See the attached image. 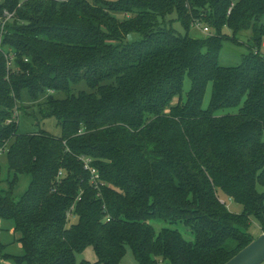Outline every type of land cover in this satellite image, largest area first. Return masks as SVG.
<instances>
[{
  "label": "trees",
  "instance_id": "obj_1",
  "mask_svg": "<svg viewBox=\"0 0 264 264\" xmlns=\"http://www.w3.org/2000/svg\"><path fill=\"white\" fill-rule=\"evenodd\" d=\"M4 11L0 150L13 178L0 220L20 252L0 244V264H77L89 248L95 262L79 264H120L126 248L138 264H224L254 239L251 218L264 232V0H2ZM194 22L210 35L190 37ZM247 31L239 64L220 65L224 42ZM23 91L47 95L59 137L18 133ZM17 175L30 177L18 200Z\"/></svg>",
  "mask_w": 264,
  "mask_h": 264
},
{
  "label": "rangeland",
  "instance_id": "obj_2",
  "mask_svg": "<svg viewBox=\"0 0 264 264\" xmlns=\"http://www.w3.org/2000/svg\"><path fill=\"white\" fill-rule=\"evenodd\" d=\"M2 0H0V3ZM120 19H125L128 17V15H116ZM172 20L175 19V15H171L170 17ZM199 23V22H198ZM262 23H264V17L262 18ZM173 28L176 29L179 33L182 35L185 34L182 26L179 22L173 23ZM204 26L201 25V28L193 27L189 31V36L195 39H203L210 35V31L203 32L202 28ZM227 34L228 37H231L229 31L225 30L224 32ZM250 32H243L237 39V43L235 44L233 42H224L222 50L220 52L219 56V63L222 66H235L238 65L241 57L243 54H246L248 52L249 48V38H250ZM137 36H128L129 41H133ZM85 85L81 84L77 86L76 88H73V92L76 93L79 90L84 89ZM190 89V81L187 77L183 80V97H185L186 93ZM48 94H52V92H48ZM211 94V85L209 84L206 88V92L203 99V107L208 106L209 98ZM46 96L40 97L38 100L32 101L27 95L26 91H23L22 93V104H17V107L23 108L22 111H16L15 113V120L18 124V133L20 134H26V133H37L39 131H44L48 133L49 135L53 137H59L61 135V130L58 125V120L54 117H48V111L46 107H44V103L46 100ZM53 96L55 98H63L64 94H58L53 93ZM40 108V109H39ZM41 111V112H40ZM236 110L230 109V110H224L221 112V115L228 114V113H234ZM43 117H42V116ZM0 154V192L3 193L8 188L9 180L13 178V173L9 172L8 170V161L6 154ZM30 182V177L28 175H17V183L13 190V196L15 199H20L21 196L26 191L28 185ZM257 190L259 192L264 191V186H257ZM221 202H224L226 207L231 213L234 214H241L243 211V208L241 205L234 203L232 200L226 198L223 195H220ZM69 224L75 222V218L73 216L69 217ZM155 231L158 232L163 227H170L169 223L163 222V221H153L151 222ZM0 226L2 231L0 232V244L3 246L2 254L4 253H10V254H18L20 252V245L17 243L18 237L20 235L18 233L13 232L12 223L1 221ZM183 237L188 240L192 241V236L187 233L188 230L183 225H178L177 227ZM248 233H250L254 238L258 237L261 234L260 227L258 223L251 218V222L249 225V228L247 230ZM1 255V254H0ZM81 260L89 261L90 263L95 262V255L91 248L84 251L82 254L77 255V264L80 263ZM2 264H12L11 262H3ZM120 264H138L136 260L134 259L131 251L126 248V254L124 258L122 259ZM264 264V262L262 263Z\"/></svg>",
  "mask_w": 264,
  "mask_h": 264
},
{
  "label": "water",
  "instance_id": "obj_3",
  "mask_svg": "<svg viewBox=\"0 0 264 264\" xmlns=\"http://www.w3.org/2000/svg\"><path fill=\"white\" fill-rule=\"evenodd\" d=\"M264 262V232L224 264H262Z\"/></svg>",
  "mask_w": 264,
  "mask_h": 264
},
{
  "label": "built area",
  "instance_id": "obj_4",
  "mask_svg": "<svg viewBox=\"0 0 264 264\" xmlns=\"http://www.w3.org/2000/svg\"><path fill=\"white\" fill-rule=\"evenodd\" d=\"M12 17H13V13H9L7 11H4L3 12V15L0 17V31H1L0 32V40H1V33L3 32L5 23L8 22ZM192 26L193 27H196V28H201V24L198 23V22H194L192 24ZM202 30L205 33L209 31L208 28H206V27H203ZM0 51H2L1 50V47H0ZM5 57L8 60V62H7V68H10L11 67V61H12V55H8V54L5 53ZM1 153H2V151L0 150V154ZM82 162L84 163V169L87 170V171H89L90 174H91V183L94 184L97 187L98 181H99V175L97 174V172H96L95 169H92L89 166V163H90V160L89 159L82 158ZM0 222H1V220H0ZM1 231H2V229H1V226H0V232Z\"/></svg>",
  "mask_w": 264,
  "mask_h": 264
},
{
  "label": "crops",
  "instance_id": "obj_5",
  "mask_svg": "<svg viewBox=\"0 0 264 264\" xmlns=\"http://www.w3.org/2000/svg\"><path fill=\"white\" fill-rule=\"evenodd\" d=\"M19 238V237H18Z\"/></svg>",
  "mask_w": 264,
  "mask_h": 264
}]
</instances>
